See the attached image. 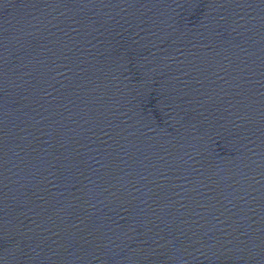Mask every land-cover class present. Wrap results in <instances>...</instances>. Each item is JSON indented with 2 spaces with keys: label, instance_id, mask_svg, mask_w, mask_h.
<instances>
[{
  "label": "water",
  "instance_id": "obj_1",
  "mask_svg": "<svg viewBox=\"0 0 264 264\" xmlns=\"http://www.w3.org/2000/svg\"><path fill=\"white\" fill-rule=\"evenodd\" d=\"M0 264H264V0H0Z\"/></svg>",
  "mask_w": 264,
  "mask_h": 264
}]
</instances>
